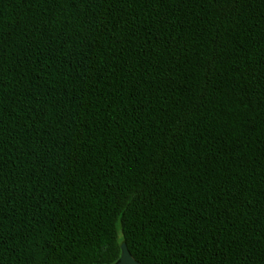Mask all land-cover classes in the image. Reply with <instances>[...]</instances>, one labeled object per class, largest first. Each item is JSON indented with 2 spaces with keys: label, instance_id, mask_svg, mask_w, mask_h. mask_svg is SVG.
<instances>
[{
  "label": "trees",
  "instance_id": "obj_1",
  "mask_svg": "<svg viewBox=\"0 0 264 264\" xmlns=\"http://www.w3.org/2000/svg\"><path fill=\"white\" fill-rule=\"evenodd\" d=\"M264 264V0H0V264Z\"/></svg>",
  "mask_w": 264,
  "mask_h": 264
},
{
  "label": "water",
  "instance_id": "obj_2",
  "mask_svg": "<svg viewBox=\"0 0 264 264\" xmlns=\"http://www.w3.org/2000/svg\"><path fill=\"white\" fill-rule=\"evenodd\" d=\"M117 264H141L129 252L125 244L122 245V254Z\"/></svg>",
  "mask_w": 264,
  "mask_h": 264
}]
</instances>
